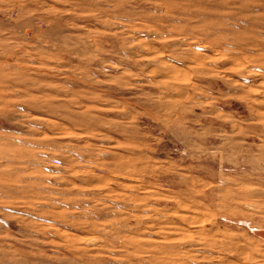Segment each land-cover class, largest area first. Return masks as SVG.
I'll return each instance as SVG.
<instances>
[{
  "label": "rangeland",
  "instance_id": "obj_1",
  "mask_svg": "<svg viewBox=\"0 0 264 264\" xmlns=\"http://www.w3.org/2000/svg\"><path fill=\"white\" fill-rule=\"evenodd\" d=\"M0 264H264V0H0Z\"/></svg>",
  "mask_w": 264,
  "mask_h": 264
},
{
  "label": "water",
  "instance_id": "obj_2",
  "mask_svg": "<svg viewBox=\"0 0 264 264\" xmlns=\"http://www.w3.org/2000/svg\"><path fill=\"white\" fill-rule=\"evenodd\" d=\"M253 233H254V234H257L258 232L255 230V231H253Z\"/></svg>",
  "mask_w": 264,
  "mask_h": 264
},
{
  "label": "bare ground",
  "instance_id": "obj_3",
  "mask_svg": "<svg viewBox=\"0 0 264 264\" xmlns=\"http://www.w3.org/2000/svg\"><path fill=\"white\" fill-rule=\"evenodd\" d=\"M140 45V44H139ZM146 48V47H145ZM138 55V54H137ZM161 75V74H160ZM195 230V229H194Z\"/></svg>",
  "mask_w": 264,
  "mask_h": 264
}]
</instances>
